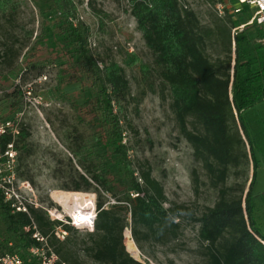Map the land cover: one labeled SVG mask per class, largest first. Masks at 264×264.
<instances>
[{"label": "trees", "instance_id": "1", "mask_svg": "<svg viewBox=\"0 0 264 264\" xmlns=\"http://www.w3.org/2000/svg\"><path fill=\"white\" fill-rule=\"evenodd\" d=\"M45 1L51 4L48 13L58 14L55 19L58 36L80 63L77 70L66 69L69 72L66 85L79 84L83 92L92 93L84 102L72 103L78 124L85 132L75 127L72 135L67 136L72 142L69 150L83 173H79L72 186L59 190L96 194L94 231L87 234L90 245L86 248L96 263L143 264L126 250L127 228H131L139 249L143 243L166 245L180 237L182 212L189 209L177 204L165 206L168 198L164 186L153 177L149 163L140 165L137 174L124 129L126 123L137 133L126 116L127 105L133 100L131 83L119 63L90 48L91 28L77 20L82 2ZM205 1L213 9L214 1ZM93 2L90 0V4ZM128 3L153 58L152 64H142L141 71L145 78L157 73L170 88L180 133L206 171L208 184L219 192L213 207L192 217L200 225L204 264H264V232L257 220L256 201L264 199V193L254 195L256 181L246 194L241 185H228L231 168L252 162L258 172L261 168L258 156L264 157V113L256 109L264 102V44L259 42L264 38L263 30L256 24L246 26L235 38L234 48L232 29L250 21L252 13L248 10L225 18L214 12L213 21L204 25L199 14L182 0H128ZM18 9L14 0H0V35H7L6 24L15 23ZM0 47L4 52L0 58L12 65L19 51L7 40H0ZM33 50L36 55L37 47ZM31 63L32 60L27 63L29 67ZM1 76L2 72L0 89L7 99L14 100L9 111L0 110L3 121L18 113L24 92L22 85H12L13 90L8 92L10 87ZM190 120L194 121L192 129ZM28 137L24 125L16 139L10 133L0 137V163L5 165L8 160L5 152L13 144L20 177L25 175L19 164L31 155L25 143ZM193 181L198 192L201 180L197 170H193ZM105 195L115 203L106 205ZM12 204L0 191V253H18L27 259V251L36 241L32 232L24 229L35 223L39 231L50 235L51 245L64 262L79 264L71 247L73 236L78 233L74 227L51 220L45 211L34 206H29V213H25L16 211ZM57 225L69 233L66 241L51 235Z\"/></svg>", "mask_w": 264, "mask_h": 264}, {"label": "rangeland", "instance_id": "2", "mask_svg": "<svg viewBox=\"0 0 264 264\" xmlns=\"http://www.w3.org/2000/svg\"><path fill=\"white\" fill-rule=\"evenodd\" d=\"M78 21L88 24L92 35L90 48L108 59L115 60L126 71L131 83L133 100L126 108L127 121L137 131H131L124 123L126 141L129 145L130 158L139 174L140 165L149 163L153 177L160 181L165 189L168 203L184 205L189 211L182 212V232L178 239L166 245L143 243L142 248L127 233L126 245L137 261L143 264H204L202 244L199 240V228L192 217H198L207 208L213 207L219 198L218 190L208 184L206 171L194 157L191 144L180 133L175 113L172 109L170 88L162 82L157 73H150L148 78L141 71L142 64H152V54L147 48L137 22L130 14L128 0H80ZM200 16L204 25L216 17L212 7L205 0H182ZM236 2V0H233ZM18 3V15L13 25L6 24L7 35H0V40H7L19 51L18 58L8 65L0 58L1 80L13 90L12 85H22L24 97L19 99L22 105L18 113L11 116L21 118V125L27 129L29 137L25 143L31 150L20 171L16 172L15 185L23 195L32 197L38 208L46 212L51 220L64 216V221L71 224L72 219L63 212L52 194L66 185L72 186L83 170L78 166L69 146L75 127L81 132L76 113L72 106L75 100L81 103L91 98L90 91L83 92L81 85L68 83L66 69H72L77 57L70 54L58 36L57 13H48L49 4L45 0H14ZM98 11H101L99 13ZM233 17V15H232ZM101 20L104 26H101ZM32 32V36H29ZM37 47L36 55L33 48ZM234 47V46H233ZM69 50L71 48H68ZM234 49V48H233ZM3 55V48L0 47ZM213 55V53H212ZM32 60V65L27 64ZM35 66L36 69L31 67ZM71 74V72H70ZM65 79V80H64ZM12 87V88H11ZM82 96V99L79 98ZM14 100L5 97L0 89V110L4 113ZM259 113H264V102L257 105ZM19 115V116H18ZM194 121L190 120V129ZM22 140H20L21 142ZM125 141V142H126ZM17 155V154H16ZM260 167L264 168L263 155L258 156ZM16 166L18 164L16 163ZM1 174L8 175V170L0 164ZM193 170H197L201 180L198 192L195 191ZM256 170L250 165L242 164L238 169L231 168L229 186L241 185L245 194L256 181ZM30 179V180H29ZM29 188L24 192V184ZM20 190V191H21ZM68 192V191H64ZM93 200L97 196L93 193ZM106 205H112L114 199L104 196ZM51 200L54 205L50 204ZM257 220L264 232V199L257 198ZM49 211H57L62 217L51 216ZM72 226V225H71ZM75 228V227H74ZM73 236L72 250L78 257L79 264H98L87 253L90 245L87 234L90 231L77 229ZM0 234L2 228L0 226ZM133 241L135 249L127 242ZM125 243V242H124Z\"/></svg>", "mask_w": 264, "mask_h": 264}, {"label": "built area", "instance_id": "3", "mask_svg": "<svg viewBox=\"0 0 264 264\" xmlns=\"http://www.w3.org/2000/svg\"><path fill=\"white\" fill-rule=\"evenodd\" d=\"M87 0V5H88ZM214 6L213 10L216 15L220 18H225L228 14L233 15V17L241 14L243 11L248 10L252 13V18L247 24L239 25L232 29V37H233V46L235 48V38L244 31L245 27L248 25L256 24L260 27L264 32V0H213ZM78 15V14H77ZM77 16V20H78ZM259 42L264 44V38L260 39ZM19 116V115H18ZM21 132V118L15 117L14 119L10 120H3L0 121V137L4 134L10 133L16 139ZM16 154L17 152L14 150L13 144L8 146V149L5 152V156L8 158L7 162L1 164L5 166V169L8 170V175L3 176L1 174L0 169V191L3 194L6 201H12V207L15 208L18 212H25L29 213V206H34L38 208L37 203L33 202L32 197L23 195V191L15 185L16 181ZM2 155H0V160ZM24 184V192L29 188V183ZM21 190V191H20ZM115 203V201H114ZM51 216L53 215L52 211H49ZM71 218V217H70ZM72 219V218H71ZM96 216L93 218V223L91 227L87 229L92 232L94 231ZM64 224H68L64 221V217L59 219ZM74 220L70 225L72 227L77 228L74 225ZM78 229V228H77ZM25 232H32V238L36 241V244L30 247L27 251V259L22 258L18 253H0V264H68L64 262L59 254L55 251L54 247L51 245L50 242V235H44L39 229L37 225L33 223L32 226L25 227ZM127 233H129L131 239H133L132 230L131 228H127ZM127 233L125 237L127 238ZM54 235L59 241L63 242L66 241L69 237V233L63 228L62 225H57L52 234ZM125 238V239H126ZM124 244L126 247L127 252L130 256L135 259L136 261L140 258V251L137 257H134L128 250L126 241L124 240ZM135 242V241H134ZM139 262V261H138Z\"/></svg>", "mask_w": 264, "mask_h": 264}, {"label": "bare ground", "instance_id": "4", "mask_svg": "<svg viewBox=\"0 0 264 264\" xmlns=\"http://www.w3.org/2000/svg\"><path fill=\"white\" fill-rule=\"evenodd\" d=\"M52 196L63 208V212L75 221L74 225L78 229L91 227L93 218L96 216L93 195L83 192L55 191ZM53 215L56 218L62 217L57 211H53ZM127 243L129 247L132 246L135 249L133 241Z\"/></svg>", "mask_w": 264, "mask_h": 264}, {"label": "water", "instance_id": "5", "mask_svg": "<svg viewBox=\"0 0 264 264\" xmlns=\"http://www.w3.org/2000/svg\"><path fill=\"white\" fill-rule=\"evenodd\" d=\"M263 193H264V168H260L257 172V179L254 187V195L258 196Z\"/></svg>", "mask_w": 264, "mask_h": 264}]
</instances>
